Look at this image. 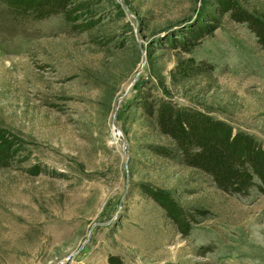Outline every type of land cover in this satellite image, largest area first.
Listing matches in <instances>:
<instances>
[{"label": "rangeland", "instance_id": "374dc122", "mask_svg": "<svg viewBox=\"0 0 264 264\" xmlns=\"http://www.w3.org/2000/svg\"><path fill=\"white\" fill-rule=\"evenodd\" d=\"M193 121L264 145V0H0V264H264Z\"/></svg>", "mask_w": 264, "mask_h": 264}, {"label": "trees", "instance_id": "16d2710c", "mask_svg": "<svg viewBox=\"0 0 264 264\" xmlns=\"http://www.w3.org/2000/svg\"><path fill=\"white\" fill-rule=\"evenodd\" d=\"M194 127L198 140H203L205 150L193 155L195 162L213 174L222 189L246 194L255 184L256 177L264 188V145L245 134L232 136L227 128L222 136L216 127L199 128L196 122H188ZM200 161V162H199ZM196 164V165H197ZM205 165V166H204Z\"/></svg>", "mask_w": 264, "mask_h": 264}, {"label": "bare ground", "instance_id": "6f19581e", "mask_svg": "<svg viewBox=\"0 0 264 264\" xmlns=\"http://www.w3.org/2000/svg\"><path fill=\"white\" fill-rule=\"evenodd\" d=\"M114 131H115V132H114V134H115L114 137L118 138V137L121 135L120 131H117L116 129H115ZM114 140H116V139H114ZM118 140H119V139H118Z\"/></svg>", "mask_w": 264, "mask_h": 264}, {"label": "water", "instance_id": "95a60500", "mask_svg": "<svg viewBox=\"0 0 264 264\" xmlns=\"http://www.w3.org/2000/svg\"><path fill=\"white\" fill-rule=\"evenodd\" d=\"M114 125H115V122H114Z\"/></svg>", "mask_w": 264, "mask_h": 264}]
</instances>
